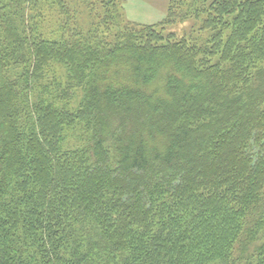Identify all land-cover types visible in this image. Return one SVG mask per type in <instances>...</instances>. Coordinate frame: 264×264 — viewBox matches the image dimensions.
<instances>
[{"label":"trees","instance_id":"obj_1","mask_svg":"<svg viewBox=\"0 0 264 264\" xmlns=\"http://www.w3.org/2000/svg\"><path fill=\"white\" fill-rule=\"evenodd\" d=\"M0 264H264V0H0Z\"/></svg>","mask_w":264,"mask_h":264},{"label":"rangeland","instance_id":"obj_2","mask_svg":"<svg viewBox=\"0 0 264 264\" xmlns=\"http://www.w3.org/2000/svg\"><path fill=\"white\" fill-rule=\"evenodd\" d=\"M124 17L127 20L141 23H155L163 19L167 14L169 0H122ZM199 21L188 19L168 26L167 32H175L178 35L191 33L199 28ZM208 34H205V37Z\"/></svg>","mask_w":264,"mask_h":264}]
</instances>
